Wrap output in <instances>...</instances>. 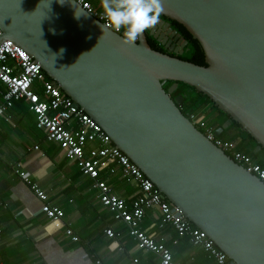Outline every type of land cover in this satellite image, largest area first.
I'll return each mask as SVG.
<instances>
[{"label": "water", "instance_id": "95a60500", "mask_svg": "<svg viewBox=\"0 0 264 264\" xmlns=\"http://www.w3.org/2000/svg\"><path fill=\"white\" fill-rule=\"evenodd\" d=\"M161 3V17L200 43L207 67L169 55L188 44L169 23L147 30L167 53L146 31L124 45L123 32L102 30L74 0H0V43L27 51L230 264H264V183L193 126L181 110L191 93L172 98L180 84L193 87L232 118L217 137L237 122L253 154L264 151V0Z\"/></svg>", "mask_w": 264, "mask_h": 264}, {"label": "crops", "instance_id": "0c3cea01", "mask_svg": "<svg viewBox=\"0 0 264 264\" xmlns=\"http://www.w3.org/2000/svg\"><path fill=\"white\" fill-rule=\"evenodd\" d=\"M4 92L0 84V102ZM235 135L224 132L222 138L239 143L240 148V141L232 139ZM247 144L253 148L252 142ZM260 155L264 157V152ZM19 163L37 188L46 193L48 204L63 210L60 222L53 223L40 214L44 202L16 174ZM104 178L129 204L138 196L135 183L119 172ZM0 203L5 205L0 208V264H96L98 260L102 264H134V260L138 264L160 263L159 256L137 248L129 229L115 222L101 205L92 181L56 145L47 142L24 102H17L0 117ZM161 218L156 208L147 210L141 229L172 250L175 264H216L172 227L160 228ZM68 228L74 230L79 242L67 237ZM107 229L118 238H108L104 233Z\"/></svg>", "mask_w": 264, "mask_h": 264}, {"label": "built area", "instance_id": "2783aa9c", "mask_svg": "<svg viewBox=\"0 0 264 264\" xmlns=\"http://www.w3.org/2000/svg\"><path fill=\"white\" fill-rule=\"evenodd\" d=\"M74 2L98 21L105 23L104 12L94 7L89 0ZM122 32L123 30L116 33ZM2 35L0 29V39ZM0 84L5 90L0 102V117L6 116L17 102L26 103L35 117L37 129L43 131L47 142L56 145L66 159L76 164L80 173L92 181V188L97 192L101 205L113 215L115 222L129 229L138 249L159 256V264H175L172 250L157 243L141 229L146 211L156 208L162 216L160 228L172 227L180 237L189 239L192 246L209 254L216 264H230L227 255L208 235L194 227L181 215L179 209L163 198L154 183L113 143L103 128L78 108L73 99L53 80H48L42 66L11 40L0 43ZM187 118L215 147L264 183V157L256 159L241 151L239 143L217 137L216 127L208 122L205 114L190 112ZM38 148L35 147L36 150ZM16 167V174L44 202L40 214L53 223L60 222L64 218L63 210L48 204V196L32 182L30 174L22 169L20 163ZM118 172L138 188V196L130 204L115 194L104 178L107 174L113 176ZM1 207L5 208V205L0 203ZM104 233L110 239L119 236L112 229H107ZM66 235L73 242H79V237L71 228L67 229ZM133 263L138 264V260ZM96 264L102 262L98 260Z\"/></svg>", "mask_w": 264, "mask_h": 264}, {"label": "clouds", "instance_id": "9594fccd", "mask_svg": "<svg viewBox=\"0 0 264 264\" xmlns=\"http://www.w3.org/2000/svg\"><path fill=\"white\" fill-rule=\"evenodd\" d=\"M105 26L116 32L123 30L122 44L134 45L145 31L160 21L161 0H101ZM222 138V137H221Z\"/></svg>", "mask_w": 264, "mask_h": 264}, {"label": "trees", "instance_id": "16d2710c", "mask_svg": "<svg viewBox=\"0 0 264 264\" xmlns=\"http://www.w3.org/2000/svg\"><path fill=\"white\" fill-rule=\"evenodd\" d=\"M89 1L98 10L103 11L101 3H98L95 0H89ZM175 24H177L182 29L186 37V40L189 41L188 50H186L185 54L179 57V59L193 63L198 66L207 67L205 53L200 43L196 39H194L193 36L182 25L178 23H175ZM154 50L157 51L156 49ZM48 80H51V79L48 77ZM172 84H173L172 82H168L164 86V89L168 90ZM189 93L191 94L186 98L183 104H186V102L188 101H190V103L189 105H187L186 109L182 110V112L186 116H188L190 112L199 111L200 108H202L204 105L206 106L207 104H211L212 111L206 113L207 116H205L206 119L208 118L207 120L210 121L208 122L211 125L213 124L216 128H219V127H222L227 121L232 120V118L227 113L220 110L218 106L213 103V101H211L209 98L204 96L202 93L196 91L193 87L187 86L185 84H180V87L178 91L175 93L174 97H177L178 95H181V94L186 95ZM193 94H195V97H193ZM225 132H235L236 133V135L232 139L240 141V148H239L240 150H243V148L248 147L246 149V152H248V149H251V151L253 152L255 149V146H257L255 140L246 131H243L241 126L237 122H233V124ZM248 142L253 143L252 145L253 148L249 147V145L247 144Z\"/></svg>", "mask_w": 264, "mask_h": 264}, {"label": "flooded vegetation", "instance_id": "af4514ba", "mask_svg": "<svg viewBox=\"0 0 264 264\" xmlns=\"http://www.w3.org/2000/svg\"><path fill=\"white\" fill-rule=\"evenodd\" d=\"M160 19H161L162 21H164L165 23H169L170 28L172 29V31H173V32H176L177 35H180V38L186 40V37H185V35H184L182 29H181L177 24H175L176 22L171 21V20H168V19H166L165 17H160ZM155 26H156V28H157V30H156V32H155V35H157V32L160 31V28H159L158 24H156ZM155 26H154V27H155ZM149 33H150V32L146 31L147 40H148V43H149V45L151 46V48H152V49H156L157 51L162 52V53H163V52H164V53H167V52L164 51V50H165L164 47H162V45H161L160 43H158L156 40H154L153 37H151ZM160 37H161V34H158V38H160ZM170 39H171V41H173V43H175V38H170ZM162 40H164V39H162ZM179 40H180V39H179ZM179 40H178V41H179ZM186 41H187V40H186ZM188 45H189V41H188L187 46L185 47V51L188 50ZM169 48H170V47H169ZM184 54H185V52H184ZM184 54H183V55H184ZM169 55H170V56L177 57V58L181 57V56H179V55H175V54H173V53H170ZM183 55H182V56H183ZM174 95H175V94H174ZM174 95L172 96L173 99L175 98ZM181 106H182V105H181ZM181 110H182V109H181ZM223 135H224V134H223Z\"/></svg>", "mask_w": 264, "mask_h": 264}, {"label": "rangeland", "instance_id": "374dc122", "mask_svg": "<svg viewBox=\"0 0 264 264\" xmlns=\"http://www.w3.org/2000/svg\"><path fill=\"white\" fill-rule=\"evenodd\" d=\"M96 2H98V3H101V0H95ZM193 97H195V94H193ZM189 103H190V101H188V102H186V105L185 106H187V105H189ZM212 111V106H211V104H207L206 106L204 105L202 108H200V110L199 111H195V112H198V113H202V114H205V116H207L206 115V113H208V112H211ZM34 116V115H33ZM208 119V118H207ZM209 121V120H208ZM210 122V121H209ZM213 125V124H212ZM224 136V135H223ZM244 153H247L248 155H250V156H252V157H258L259 155H255V154H253V152L251 151V149H248V152H244ZM258 158H261V155H260V157H258Z\"/></svg>", "mask_w": 264, "mask_h": 264}]
</instances>
